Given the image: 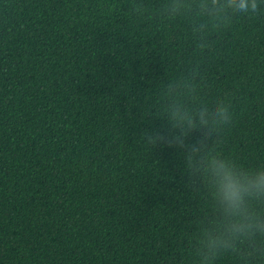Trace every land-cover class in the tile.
I'll return each mask as SVG.
<instances>
[{"label": "trees", "instance_id": "obj_1", "mask_svg": "<svg viewBox=\"0 0 264 264\" xmlns=\"http://www.w3.org/2000/svg\"><path fill=\"white\" fill-rule=\"evenodd\" d=\"M163 2L0 0V264H202L208 186L139 138L174 100L232 93L204 153L264 165V9L202 38Z\"/></svg>", "mask_w": 264, "mask_h": 264}, {"label": "clouds", "instance_id": "obj_2", "mask_svg": "<svg viewBox=\"0 0 264 264\" xmlns=\"http://www.w3.org/2000/svg\"><path fill=\"white\" fill-rule=\"evenodd\" d=\"M262 9L264 0H164L158 14L191 17L192 32L205 38L210 31L228 29L233 18L252 19ZM232 98V93L226 92L211 103L205 101L192 108L174 100L163 110V129L139 133L140 142L150 153L160 146L179 150L189 177L199 175L221 213L219 220L210 221L199 232L196 252L202 264H214L227 254L264 258V165L245 168L221 152L204 153L208 142L218 139L231 125ZM192 100L195 104V95Z\"/></svg>", "mask_w": 264, "mask_h": 264}]
</instances>
